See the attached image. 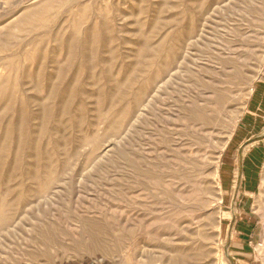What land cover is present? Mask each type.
Instances as JSON below:
<instances>
[{"label":"rangeland","instance_id":"1","mask_svg":"<svg viewBox=\"0 0 264 264\" xmlns=\"http://www.w3.org/2000/svg\"><path fill=\"white\" fill-rule=\"evenodd\" d=\"M45 1L0 0V43L14 28L0 77H18V107L24 89L48 96L22 72L46 48L49 69L65 63L61 48L51 49L61 26H75L81 40L87 27L99 29L62 71L63 88L76 75L72 96L46 101V132L24 120V135L39 133L55 153L56 171L55 142L68 141L72 170L39 193L27 178L28 149L18 150L14 170L13 143L0 166L14 217L0 230V264H264V159L251 187L243 158L252 144L239 149L258 132L241 121L264 80V0H56L17 24ZM157 72L168 80L162 87ZM28 104L27 113L38 110ZM123 109L129 115L117 123ZM17 194L26 201L16 209Z\"/></svg>","mask_w":264,"mask_h":264},{"label":"bare ground","instance_id":"2","mask_svg":"<svg viewBox=\"0 0 264 264\" xmlns=\"http://www.w3.org/2000/svg\"><path fill=\"white\" fill-rule=\"evenodd\" d=\"M54 1L56 0H48V1L41 3L38 7L36 6L37 7L36 10H33V11L31 10L32 12H29L26 15H24L18 21L17 24L24 25V24H27L29 21H32L36 17L41 16L42 13H44V11H46L50 6H53L52 4ZM74 1L76 0H60L62 5L68 2H74ZM217 3H219V1ZM84 13H85V9L81 11L80 14H84ZM104 27H106L108 30L110 29L108 28L107 24H104ZM98 29L99 27L97 24H93L87 27L84 31V33L86 34V39L81 40V38L78 37L79 33L75 26H73L71 30L70 28H62L61 26L57 30V32L52 36L55 42V46L51 49L55 50L56 48H61V54L64 55L65 57L64 59L65 63L59 62L58 64L53 65V67H51L52 69H49V61H48L49 58L47 56L49 51L46 48L42 51L40 50L41 53H39L40 55L36 57L35 65H33L32 67L30 65V68H26L25 70H23L22 74L30 85L33 83H36V84L41 83V81L44 83V88L48 91L47 97L40 98L35 95L38 92L37 93L34 92L35 94H32L33 92L32 90L24 89L25 97L23 101H21V105L18 107L17 104L20 99L19 94H18L19 89L17 85L18 77L16 75L12 77L13 74H8V75L0 77V106H1L0 107V166L2 165L4 161H8L7 154L9 152V148L12 146L13 143L17 145V151L15 153V160H13L14 170H17L20 164V161L18 159V154H19L18 150L22 147L24 149H28L29 151L28 155L30 157V160L28 162L27 178H28V181L33 182V184H34V181L36 180L38 181L36 184H37V189L39 193L48 192L53 183H60V181L58 182V176L61 173H63L66 169L68 168L71 169V159L74 157L75 154L71 155L68 149L66 148L68 141L64 137L58 138L55 144H56V147L59 148L58 155L63 157V159L61 162L62 165L59 167V170L56 171L54 169V154L55 153L51 152L47 148L48 144L44 148H42V145L39 144V141H40L39 133L35 136H30L28 134V137L24 135L23 130H25V127H26L24 120H27V118L33 119V120L38 119L39 122L38 124L34 125L35 126L34 128L36 127L39 128L40 133L46 132V130L48 129L47 123H48V114H49V106H50L48 103H46V101H48L51 98H54V96H57L60 98L65 96L66 94H68V96H72V91L74 90L73 81H75L73 78L76 75L73 76L72 78L73 81H71L73 85L72 84L69 85L71 88L70 89L63 88V83H62V78H61L62 71L66 67L70 69L75 66V63L72 60L76 55L73 52L75 45L77 44L81 46H87L89 43L93 44V42L95 41V37L93 36L89 38V35L90 36L91 34L94 35L95 31ZM13 30H14L13 27H9L6 29L5 35L2 37V43H0L1 45L0 50H3L4 48H9L10 45L12 44L11 39L13 37ZM41 45H42L41 43H37L33 47L35 49H38L41 47ZM62 48H65L66 51H64ZM109 59L111 60V58ZM52 62L53 61H51V63ZM166 66L167 64L164 63V67ZM32 71H34L35 74H32ZM170 76L172 77V74H170ZM162 77L163 76L161 75V73L157 72L153 78V80H156V82L158 81L157 83H158V86L160 87H162L161 83L166 84L168 81ZM27 84L24 83V85H27ZM121 85L119 84L118 87ZM54 91H56L55 94H53ZM141 91H142V88L139 89L140 94H141ZM25 92L26 93L30 92V93L26 94ZM134 98L136 101L135 104L138 105L139 96L135 95ZM100 102H101L100 97H98L97 106H100ZM28 103H30V105L31 103L35 104L38 110L35 112L32 111V112L27 113V110H28L27 106L29 105ZM61 104H62V108H60L61 109V112H60L61 119L59 120V123L63 124L62 116L65 113H67L66 112L67 101L61 102L60 105ZM109 110L110 111H108V113L113 112L112 109H109ZM126 115H129V112H127V109H123V112H121V114L119 115V120L117 123H121V122L125 123ZM110 128H113V130H115L113 122L112 124H110ZM20 185L22 184L20 183L17 184V187H19ZM9 191L15 192V189L11 188ZM33 191L34 189L31 185L27 193L29 194ZM14 198L15 199H13L14 201H12L11 204L16 205V202H17L16 209L19 208L20 204L26 201L25 199H20V194L15 195ZM8 206L9 204L6 201V197L4 196L3 193L0 192V230L5 228L7 225H9V223L14 218L13 216H11V214L8 213ZM45 229H50V228L46 227L43 230ZM171 259L175 260L176 258L174 259L171 258Z\"/></svg>","mask_w":264,"mask_h":264},{"label":"crops","instance_id":"3","mask_svg":"<svg viewBox=\"0 0 264 264\" xmlns=\"http://www.w3.org/2000/svg\"><path fill=\"white\" fill-rule=\"evenodd\" d=\"M241 125V128L243 129L249 127L252 129L255 128V130L258 131L251 136L249 140L244 141L239 145L240 149L241 147L245 148L252 144L248 153H246L243 158V162H245L243 165L244 179L247 180L249 186L252 187L255 183L257 169L264 159V80L255 87L248 109L242 117ZM240 158H242L241 150ZM245 173H247V175H245Z\"/></svg>","mask_w":264,"mask_h":264}]
</instances>
